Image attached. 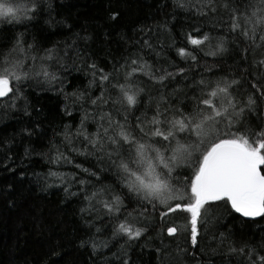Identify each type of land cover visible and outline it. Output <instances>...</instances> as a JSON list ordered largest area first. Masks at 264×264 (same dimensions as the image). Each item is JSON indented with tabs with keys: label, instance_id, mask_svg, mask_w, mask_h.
Masks as SVG:
<instances>
[{
	"label": "trees",
	"instance_id": "obj_1",
	"mask_svg": "<svg viewBox=\"0 0 264 264\" xmlns=\"http://www.w3.org/2000/svg\"><path fill=\"white\" fill-rule=\"evenodd\" d=\"M17 2L35 8L30 19L0 21V60L19 39L23 52L12 57L28 73L0 99V264H261L264 217L215 209L198 220L193 245L189 213L129 192L109 145L100 151L85 139L104 137L109 119L110 135L125 116L134 128L136 117L150 120L157 104L170 110L169 119L171 111H191L201 81L230 85L237 111L244 108L235 127L264 129V29L255 42L231 29V17L251 14L259 0H214L210 7L208 0ZM205 34L203 45L190 44L189 35ZM179 48L192 55L181 57ZM102 75L109 79L101 82ZM121 84L143 89L133 108L121 102L114 87ZM219 127L229 130L227 121ZM191 174L190 166L176 167L171 182L182 187ZM121 223L141 235L129 239L117 231Z\"/></svg>",
	"mask_w": 264,
	"mask_h": 264
},
{
	"label": "snow or ice",
	"instance_id": "obj_2",
	"mask_svg": "<svg viewBox=\"0 0 264 264\" xmlns=\"http://www.w3.org/2000/svg\"><path fill=\"white\" fill-rule=\"evenodd\" d=\"M213 3L214 0H208L205 7ZM223 7L227 8L228 5L225 3ZM34 8L35 5L29 9L17 0H0V21L12 23L20 22L22 17L30 19L27 13ZM211 10L216 11L214 7ZM241 16L243 25L240 22ZM231 19L233 32L240 30L246 39L255 42L257 29H264V0H259V4L251 8V14H234ZM259 39L262 42L260 46H264V34ZM188 40L193 46H201L209 37L207 34L197 38L189 35ZM20 44L17 39L16 44L0 60V97L14 94L19 82L28 78L27 72L20 71L22 62L12 57L13 52H23ZM217 47L223 50L222 44ZM178 53L181 57L192 55L185 48H179ZM47 58H51L50 50ZM192 58L195 59V56ZM259 63L264 64V60ZM132 64H137V61L132 60ZM137 71L133 69V73ZM42 74L49 76L46 70ZM131 75L128 73L126 79ZM108 79V75L100 77L101 82ZM158 80L163 81L164 76ZM200 83L201 95L195 98L191 111H171L172 118L169 119L166 113L170 110L161 111V105L157 104L150 120L136 117L134 128L127 125L128 118L125 116L124 122H117L118 130L113 129L114 135L109 134L112 128L109 119L104 137H100L99 133L96 134L97 139L85 137L94 148L99 144L100 151L105 150V144L109 145L108 156L110 159L117 157L113 163L125 174L123 182L129 192L149 202L159 201L169 212L179 209L189 213L193 245L198 243V220L215 209L223 207L227 211L230 207L233 212L245 218L264 217V129L245 132L235 127V118L243 113L244 108L237 111V105L229 92L230 85H222L220 82L214 85L204 81ZM114 87H119L121 102H126L129 109L139 103L138 96L143 89L131 91L122 84ZM254 103L255 100L249 97L248 104ZM224 121L228 122L229 130L221 132L219 126ZM165 152L170 154L166 156ZM179 166H190L192 174L190 178L186 177L184 186L174 187L171 182L172 173ZM114 199L119 201V197ZM104 207L109 212L113 211L110 203L105 202ZM117 231L129 239L141 235L140 230L133 231L130 225L124 223L119 224ZM176 231L175 227L168 228L169 235ZM230 251L243 253L244 248L232 247ZM252 251L249 249V256ZM259 260L264 264V256H260Z\"/></svg>",
	"mask_w": 264,
	"mask_h": 264
},
{
	"label": "rangeland",
	"instance_id": "obj_3",
	"mask_svg": "<svg viewBox=\"0 0 264 264\" xmlns=\"http://www.w3.org/2000/svg\"><path fill=\"white\" fill-rule=\"evenodd\" d=\"M23 64V67L21 68V71H24V69H25V65H24V63H22ZM190 215V214H189Z\"/></svg>",
	"mask_w": 264,
	"mask_h": 264
},
{
	"label": "water",
	"instance_id": "obj_4",
	"mask_svg": "<svg viewBox=\"0 0 264 264\" xmlns=\"http://www.w3.org/2000/svg\"><path fill=\"white\" fill-rule=\"evenodd\" d=\"M1 98H4V97H0V99H1ZM244 218H245V217H244ZM172 235H173V234H172ZM172 235H169V234H168V236H172Z\"/></svg>",
	"mask_w": 264,
	"mask_h": 264
},
{
	"label": "bare ground",
	"instance_id": "obj_5",
	"mask_svg": "<svg viewBox=\"0 0 264 264\" xmlns=\"http://www.w3.org/2000/svg\"><path fill=\"white\" fill-rule=\"evenodd\" d=\"M175 233H176V232H175ZM175 233H174L173 235H175ZM167 235H168V231H167ZM173 235H172V236H173Z\"/></svg>",
	"mask_w": 264,
	"mask_h": 264
}]
</instances>
